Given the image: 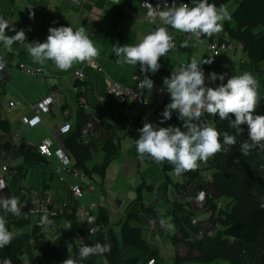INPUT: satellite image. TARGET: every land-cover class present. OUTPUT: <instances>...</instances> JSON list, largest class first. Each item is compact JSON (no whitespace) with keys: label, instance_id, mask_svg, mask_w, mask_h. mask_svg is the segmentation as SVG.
Instances as JSON below:
<instances>
[{"label":"crops","instance_id":"obj_1","mask_svg":"<svg viewBox=\"0 0 264 264\" xmlns=\"http://www.w3.org/2000/svg\"><path fill=\"white\" fill-rule=\"evenodd\" d=\"M233 10L234 9H232V11ZM33 13L34 17L30 18ZM0 17L8 21L9 29L6 30V34L12 36L16 34V31L24 30L27 37L22 43H14L10 50L5 48L3 43L0 42V53L8 60V66L3 77L0 78V160L5 158V155L1 154V150L5 149L7 152L11 153V161L14 165L13 168H11V173L14 174L10 179L9 189L4 193V197L11 195L19 199L18 185L21 184L23 180H27V170L32 169V174H34L35 166H26L23 164L27 148H31L34 152H37L36 144L46 135H51L54 138L53 146L56 144L65 146V137L70 135L77 126L79 108L82 106L79 97L82 95L87 98L90 104V108L88 109L83 107L85 110L84 115L88 119L92 114L97 116L99 121L97 122L96 128L101 130L99 136L90 138L94 140V142L89 143L90 145L86 143L88 144L91 154L86 158V163L89 168L91 167L88 162L89 158L94 156L100 157L101 153L105 151L102 144L107 138H112L118 145V152L115 155L117 156L120 152L121 140L128 135L139 136L138 130L143 127L145 120L159 127H169V123L166 121L161 123L163 119L158 115L159 113L157 111L165 110L166 105H168L171 100L165 102L158 109L150 108L147 114H145L140 104L136 102L119 104L114 98L108 96L106 91L108 84L113 78L129 81L131 75L135 72L142 73L145 77V74L140 70L139 64L136 66L125 65L121 67L116 63L118 57L112 52V47L117 43L121 46L126 44H137L145 35L152 31L153 23L156 20L153 21L148 17L147 12L139 4V0H76L75 3L74 0H0ZM61 26H71L74 30L84 27L95 46L100 50L99 56L95 58V64L101 66L102 69L99 70L93 64H87L85 67L87 77L79 80L81 86L78 90L72 86L75 80L73 70L84 62H77L68 71H61L55 67L53 61L49 60L43 65L46 71L40 76H31L18 67L20 61H25L34 66H41L32 61V58L27 52V45L28 43L37 41L41 43L45 42L49 35V28ZM13 29H15V31H13ZM174 32L178 37L177 45L175 48L171 49L167 55L160 58L159 63L161 67L157 73L153 74L151 71L147 73L148 77L154 81V84H163L166 77L170 78L172 71L178 68L180 64L179 58L183 56L188 57L190 54L192 55L191 52L192 50L194 51L196 46V40H188L182 37L184 33L177 32L176 30H174ZM185 40L189 43V46L186 48L181 47V43ZM215 57L212 53L208 52L206 48V53L200 58L201 62L204 59H211L213 61L211 64H202V67L209 74L212 72L225 74V80L223 81L225 82L226 76L230 77L232 67L236 68V66L240 65L242 70L245 69L253 74L259 82L258 88H262V84L264 83L263 68L257 71L248 56L238 57L236 48L234 51L227 54V62L224 66L220 65L218 57ZM210 82H212V85L221 83L219 80L215 82L210 80ZM56 86H63L65 96L62 104L53 105L51 110L42 113L41 116L44 115L45 117H43V119L45 120L41 121L30 107L29 103ZM10 100L18 101L19 108L14 109L10 107ZM63 107H65V109H63ZM123 108H128L130 113L121 114L120 117L115 118L114 113L121 112ZM24 109L28 110V112H24ZM24 114L30 117V123L24 126L25 135L18 138L11 136L9 134L10 128L18 125L21 116ZM40 128H43L44 134L40 136L38 143H34L31 135ZM91 140H89L88 137V139L83 140V142H90ZM73 158L76 161L74 156ZM106 160L107 158H105V161ZM145 160L148 162V172L146 173V170H144L143 180H146L148 183H153L155 188L150 195H154L157 190L156 188L161 186H165L167 196L169 191L171 196L177 195L178 188L185 183L186 177L183 174L179 177H172L169 174V169H167L166 172L164 171V163H157L147 156ZM53 162L55 164L58 162L56 155H53L52 158L49 159L44 157L43 161L38 164L42 166L38 169L39 171L43 170L45 186L49 185L46 182V176L51 170H54ZM109 163L107 165H109ZM103 164L99 165L98 162H96L93 167L90 168L91 171L89 174L93 177L96 169L102 173L101 179L103 180V184H105L102 185L103 187L98 186L97 188H99L98 193L102 194L106 200L105 205L99 208L98 213L100 211L102 213L106 212L109 218L108 220L111 221V213L119 208L123 201L114 199L111 196L110 190L108 191V189H106L105 186L108 185L106 180L107 165L103 169ZM171 168L172 167H170V169ZM166 174L171 176V180L168 182L165 178ZM68 178L70 181L74 180L70 176ZM51 184L54 186L51 185L56 195L61 198H66L68 196V189L65 185L54 184V181H52ZM144 192L145 189L143 190V193ZM136 195L137 189H135L133 197L135 198ZM93 196L92 193L86 192V201L90 200ZM133 200L131 199L125 213L120 215L119 220L121 218L124 219ZM158 200L159 196L157 195L153 206ZM23 208L22 206L20 207L22 210ZM158 209L159 208L156 209L154 206V208L149 211L150 214L148 217L151 219L158 217L159 213L157 214L156 211ZM22 213L24 214V212ZM2 214H5L6 227H8L9 212L5 213L2 209L0 210V216ZM141 218H144V220L148 219L147 216L144 217L143 215H141L140 220ZM104 226L106 229L108 228L107 225L104 224ZM22 228H28V225ZM11 229L15 233L20 231V229L15 228L13 225ZM162 231L166 233L168 230L165 228V230L163 229ZM170 231H173V229ZM160 235L162 236V234Z\"/></svg>","mask_w":264,"mask_h":264},{"label":"clouds","instance_id":"obj_2","mask_svg":"<svg viewBox=\"0 0 264 264\" xmlns=\"http://www.w3.org/2000/svg\"><path fill=\"white\" fill-rule=\"evenodd\" d=\"M193 3V7H189L187 3L179 6L173 3L169 6L164 0L163 10H160L161 5L152 7L149 4L148 17L153 21L158 19L164 26L157 25L154 31L145 35L137 44L121 46L117 43L112 47V52L118 57L116 63L121 67L140 65L145 77L140 81L139 88L149 91L153 89L154 81L147 73H157L161 67L160 58L176 46L167 26L177 32L190 33L199 40L202 35L211 36L222 31L223 22L231 19L225 5L217 8L208 0H193ZM33 17L34 13L30 18ZM7 29L8 21L0 17V42L5 48L10 50L14 43H22L27 39L24 30L16 31L15 35L10 36L6 34ZM188 46L187 40L181 43V47ZM27 52L34 63L43 66L51 60L61 71H68L77 62H90L100 54L84 27L74 30L71 26L50 27L46 41L28 43ZM212 62L211 59L201 62L193 56L190 63L175 68L170 78L164 79L163 84L170 94L171 102L166 105L162 116L164 120H170L172 112L178 111L183 126L159 127L145 120L143 127L138 130L140 134L136 140V151L141 162L146 156L161 164L167 161L173 165L174 174L179 176L186 171L195 170L199 162H206L223 151L225 145H234L235 135L227 131L221 133L212 123L202 119L205 111L211 116L218 115L221 120H229L230 114L234 115L235 119L229 121V126L236 130V134L242 131L241 125H247L249 140L241 144L243 155L247 156L256 147L264 150V115L255 114L259 103V82L248 71L227 78L226 83L223 82L225 74L212 72L209 79L213 82L219 80L221 83L216 87L207 86L201 65ZM261 206L264 207V204ZM0 207L5 213L20 215V201L15 196L0 197ZM48 217L49 213L45 209L41 223L51 224ZM160 225L169 231L174 228L165 219L160 220ZM12 239L13 233L6 227L4 216H0V248L9 245ZM68 250L70 252L71 248ZM110 251V244L82 246L79 248V259L83 261ZM3 264L12 262L6 258ZM62 264H77V261L70 257L63 260Z\"/></svg>","mask_w":264,"mask_h":264},{"label":"trees","instance_id":"obj_3","mask_svg":"<svg viewBox=\"0 0 264 264\" xmlns=\"http://www.w3.org/2000/svg\"><path fill=\"white\" fill-rule=\"evenodd\" d=\"M228 0H208L210 4L216 6L222 5ZM238 4L232 11V20L224 21V29L229 40H239L247 53L249 60L257 71L261 70V62L264 60V0H235ZM189 6L193 7V0H188ZM233 23V24H232ZM262 24L260 30H253L254 25ZM213 39L215 36L205 35ZM75 83L79 80L75 79ZM80 84V83H79ZM259 103L256 107L255 114L264 115V83L258 91ZM82 105L79 108V117L75 129L64 139L65 146L71 151L75 157L76 165L90 172L91 169L86 163L87 156H90L88 144L94 142H83V126L88 122V118L84 115L85 110ZM65 109V107H63ZM164 110H158V115L164 120L162 113ZM203 120L209 122L212 119L214 126L221 133L227 131L229 134L236 136V143L228 146L225 151H220L214 159L206 161V168L211 170L214 178L215 187L222 195L228 196V201L225 202L224 216L221 217L222 229L218 234L210 235L202 230L198 225L191 220L192 211L189 209L187 202L181 201L175 195L177 201H171L169 206L173 208V217L178 228L168 232L170 240L175 244L179 242L186 244L187 250L176 248L174 254V262L176 264L187 259H202L210 262L220 258H233L238 264H246L243 257L239 254V250L235 249V245L231 242H244L249 247L255 249L260 241L257 239L261 233L262 225L264 224V150L259 147L254 148L247 156L241 152V144L248 141L247 125H241L242 131L236 134V130L229 126V121L234 120L235 116L230 114L229 120H221L219 116H211L206 111L202 116ZM169 123V126L182 127L183 122L179 119L178 111L172 112L170 120H164ZM223 143V136H221ZM88 143V144H86ZM90 145V144H89ZM103 149L106 152V162L103 164V169L109 161L117 154L118 145L112 138H107L103 144ZM90 154V155H89ZM44 157L31 148L26 149L23 164L26 166H34L40 164ZM173 165L167 161L164 162V171L170 169ZM198 170H191L188 175L185 174L186 181H195ZM167 182L171 180V176L165 175ZM229 187L224 189L223 187ZM137 195L131 203L129 211L125 214L124 219L120 223V236L112 227L105 214L99 212V220L108 226V234H98L92 237L85 236L83 239L74 240L71 238H60L57 243L51 247L44 238L40 227L35 226L31 229L22 228L28 225V219L21 215L16 216L9 212L8 230L13 232L11 226L20 229L9 245L0 248V264L8 258L12 264H30L26 261L21 253L26 248L29 249V240L34 237L31 250L28 251V258L35 253L39 264H62V261L72 258L77 261V264H98L99 256L106 257L105 264H142L144 260L152 255L157 248L153 247L148 239L143 234V226L138 222V215L144 210L142 202L145 198L144 189L154 191L153 183H148L146 180L141 181L137 187ZM163 193L167 196L164 189ZM153 194V193H152ZM157 195H160V187L157 188ZM10 196V195H9ZM7 196V197H9ZM153 196V195H152ZM230 196V197H229ZM168 197V196H167ZM232 198V202L230 199ZM232 202V204H231ZM231 207L229 208V205ZM3 208L0 207V210ZM236 210V211H235ZM244 214L245 217L237 218L238 213ZM161 213V212H160ZM235 216V218H234ZM215 218V216H213ZM67 225L71 232L79 230L85 234L87 224L80 222L74 211L66 214ZM162 230L165 228H161ZM161 230L160 234L163 233ZM233 235L234 240L224 236ZM72 242V249L69 252V244ZM96 243L110 244L111 251L103 255H93L83 261L79 259V248L82 246H93ZM257 245V246H256ZM123 246L132 249L130 253H124ZM153 249V250H150ZM35 250V251H34ZM150 251L151 254H147ZM157 264H159V259ZM252 264H264V252H255Z\"/></svg>","mask_w":264,"mask_h":264},{"label":"built area","instance_id":"obj_4","mask_svg":"<svg viewBox=\"0 0 264 264\" xmlns=\"http://www.w3.org/2000/svg\"><path fill=\"white\" fill-rule=\"evenodd\" d=\"M166 2L169 6L173 3L177 4V6L181 3L189 4L188 0H166ZM163 3L164 0H139V4L147 13L149 4H151L152 7L161 5L160 10H163ZM157 25L164 26L157 19L153 23L152 31L155 30ZM167 27L169 33L174 38L175 45H177L178 37L176 33L172 28L169 26ZM182 37L188 40H197L190 33H184ZM199 40H206L205 44L207 51L214 56H217L218 62L222 66L227 62V54L235 50L234 41L227 38L226 32H223L221 35L214 37L213 39L202 35ZM87 64H93L97 69H102L101 66L95 64V58L90 62L85 61L73 70L75 79L80 80L87 77L85 69ZM7 66V58L0 53V78L3 77ZM18 67L31 76H40L46 71L43 66H34L25 61H20ZM143 79L144 75L139 72L133 73L129 81H122L118 78H113L107 86V95L114 98L119 104L136 102L142 106L145 114H147L150 108L158 109L165 102L171 100L170 94L167 92L164 84H154L151 91L139 88L138 85ZM72 86L78 90L81 84L73 81ZM64 96L65 93L63 86H56L44 95L38 97L36 100L30 102L29 105L38 118L41 121H44L45 119L41 116L42 113L51 110L53 105H61ZM79 101L86 109L90 108V104L85 96H80ZM9 106L18 109L19 102L16 100H10ZM129 113L130 110L128 108H123L121 112H115L114 116L115 118H118L121 114ZM98 121L99 118L92 114L88 122L83 126L82 140H87L88 137L99 136L101 130L96 128ZM29 123L30 117L27 114L22 115L19 124L11 127L9 134L17 138L23 137L25 135L24 126ZM53 144L54 138L51 135L44 136L41 141L36 144V151L40 155L48 159L52 158L53 155H56L58 159L56 164L53 162L54 170H51L46 176V182L49 185H44L45 180L43 178V170H41L42 176L38 182L32 183L23 180L21 184L18 185L20 207H24L23 210L21 209L20 214L28 219V228L31 229L35 226L40 227L44 238L51 247L63 237L68 239L73 237L74 240H80L85 236L92 237L98 234L107 236L108 230L98 217V210L101 206L105 205L106 198L102 196V194L97 193V195H94L90 200L86 201V192L93 193L99 190V188H97L98 185L95 184L94 178L88 171L76 165L71 152L66 146L62 145L58 149L53 150ZM227 147L228 146L225 145L223 151H225ZM1 154L5 155L6 158L0 160V189H2L0 190V197H4V193L9 189V176L11 168H13L14 165L11 161L12 156L10 152L2 149ZM215 156L216 154L209 159L212 160ZM205 165L206 162H199L198 167L195 169L198 170L195 178L196 182L186 181L185 179V183L178 188L176 194L179 200L189 204V209L192 211V222L208 234L215 235L222 229L221 217L224 216V210L227 208L225 206V201L222 200L223 195L215 187L211 170L206 168ZM34 166L37 167L39 165L36 164ZM190 171L184 172L183 175H188ZM69 176L74 180L70 181L68 178ZM53 179L56 180V184L66 186L68 189V196L66 198H61L56 195L55 190L51 187V183L54 181ZM156 198L157 190L151 200L144 198L142 202L144 210L139 214V217H141V215L149 216V211L153 209L152 206L156 201ZM45 209H47L49 213L48 218L52 221L51 224L41 223V217L44 214ZM73 211L80 222H85L87 224L85 234L81 233L79 230H76L75 232L70 231V228L67 225L66 214ZM22 212H24V214ZM213 216H215V218H213ZM139 217L137 220L142 224L139 221ZM164 218L165 216L160 213L158 214V217L149 220L147 225L154 234H160L162 228L160 220ZM12 233L14 238L16 233ZM224 236L227 235L224 234ZM228 236L232 239L234 238L233 235ZM33 242L34 237L29 240V249L26 248L21 253V256L25 260L28 258V251L31 250ZM69 247H72V242H70ZM142 264H157V259L155 256H152L144 260Z\"/></svg>","mask_w":264,"mask_h":264},{"label":"rangeland","instance_id":"obj_5","mask_svg":"<svg viewBox=\"0 0 264 264\" xmlns=\"http://www.w3.org/2000/svg\"><path fill=\"white\" fill-rule=\"evenodd\" d=\"M236 4H238L235 0H228L225 3H223L222 5H225L229 11V13L231 14V18H232V9L235 8ZM220 5L217 6V8H219ZM170 27V26H169ZM171 28V27H170ZM262 28V24L261 23H257L254 25L253 30L257 31L260 30ZM224 22H223V29L222 31L218 32V33H214L215 37H218L222 32H224ZM174 31V30H173ZM205 41H200V40H196V46L194 48V51L192 50V55L195 56L199 61L201 56L204 55L206 53V44ZM234 44H235V48H236V52L238 57L240 56H248L247 53L243 50V46L241 44V42L239 40H233ZM191 54L186 57H180L179 61L180 64L178 65V67H180L181 65L184 64H188L191 62L192 56ZM200 55V56H199ZM179 57V56H177ZM215 57V56H214ZM217 58V57H215ZM229 64V63H228ZM202 67V65H201ZM227 68V67H226ZM261 68H263L264 70V60L261 62ZM202 69L204 70V74H205V82L207 83V86L210 87H216L219 84L216 85H212V82H210L209 76L210 74L202 67ZM227 71V69H226ZM247 70H242V68H240V65L236 66V68L232 67L231 73H230V77L233 75H238V74H242L243 72H245ZM229 76H226V81L224 83L227 82V78ZM263 85V84H262ZM261 87V85H260ZM261 88H258V91ZM24 112H28V110L24 109ZM42 117H45L44 115ZM209 122L212 123L213 125L214 122L212 119H209ZM53 123V121H52ZM44 134V130L43 128L38 129L36 132H34L31 135V138H33L34 143H38L39 142V138L41 135ZM140 134V133H139ZM139 136H134V135H128L127 137L123 138L121 140V146H120V152L117 156H115L109 163V165H107L106 167V180L108 182V185L105 186L106 189H108V191L110 190L111 192V196L114 199H119L122 200V204L119 208H117L116 210H114L111 213V217L109 221L111 223L110 227H112V229L115 230L116 235L120 236V215L124 214L126 211L127 206L129 205L131 199H134V193H135V189H136V185L138 183H140L143 180V172L144 170H146V173L148 172V162L144 159L143 162H141V160L138 158V154L136 151V140L138 139ZM89 140H91L89 138ZM60 147L59 144H56L53 146V150H56ZM106 158V152L103 151V153H101L100 157L99 156H94L89 158L88 162L89 165L91 166L90 168L93 167V165L98 162L99 165L103 164ZM20 160V159H19ZM18 160V161H19ZM17 161V160H16ZM39 167L42 166H37L34 169V174L32 169L27 170V180L32 182V183H36L40 180L42 174H41V170L39 171ZM42 169V168H41ZM96 172L94 173L93 177L95 179V184L98 186H102L103 184V180L101 179V172L99 170H95ZM14 174V173H13ZM12 173H10L9 176V185H10V179L13 175ZM169 174L172 177H179L177 175L174 174L173 171V167L171 169H169ZM212 179H214L212 177ZM214 181V180H213ZM264 182V180H263ZM54 184H56V180L54 179ZM103 187V186H102ZM170 188V187H169ZM224 189H229L230 192V188L227 187H223ZM165 189L164 187H160V195H159V200L155 203V208H159L157 211V214L161 211V214L165 216V220L168 223H171L174 225V229L178 228V225H176L175 221H174V217H173V208H171L169 206V203L171 201H177L175 199V196L172 195L170 191L168 192V197L163 193ZM219 191V190H218ZM151 190H146L144 192L145 198H147L148 200L152 199V195L151 194ZM98 191L93 192V195H97ZM230 197V196H229ZM222 200L227 202L228 196L227 195H223L222 196ZM230 201H232V198L230 199ZM235 202V201H232ZM231 202V204H232ZM231 204L229 205V208L231 207ZM153 206V208H154ZM236 211V210H235ZM105 214V218L107 217V213L104 212ZM1 216H4L5 218V214H2ZM144 216V215H143ZM145 217V216H144ZM245 217L244 214H241L240 212L237 214V218H243ZM147 220L144 218L139 217V221L142 223L141 226H143V234L144 236L148 239L149 243L151 245H153V247L157 248V250L155 252L152 253V255L157 256V258L159 259V264H176L174 262V254L176 253V248H183L185 251L187 250L186 244L188 243V241H186V243H182L179 242L178 244H173V242L170 240L168 234V232L171 231H167L165 233V231H163L162 236L159 234H154L151 229L148 227V223L149 220H151L150 217L147 216ZM235 218V216H234ZM109 219V218H108ZM146 221V222H144ZM163 228V227H162ZM162 230V229H161ZM108 233V232H107ZM154 234V235H153ZM228 236V235H227ZM229 237V236H228ZM257 239L260 241V244H258V246L253 249L251 247H249L246 243L244 242H235L233 241L234 239L231 238V240L233 242H231L232 244L235 245V249L239 250V254L243 257V259L245 260L244 262H246V264H252L253 261V256L255 254V252H264V224L262 225L261 228V233L258 235ZM156 245V246H154ZM153 250V249H150ZM123 251L124 253H130L132 252V249H130L129 247H125L123 246ZM147 254H151L150 251L147 252ZM97 262L98 264H105L106 263V257L105 256H99L97 258ZM28 262H30V264H39V261L35 255V253H33V255H30L29 259L26 260ZM178 264H238L237 262H235L233 260V258H220L214 261H204L202 259H187V260H183Z\"/></svg>","mask_w":264,"mask_h":264}]
</instances>
